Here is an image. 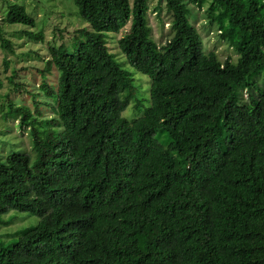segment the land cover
Instances as JSON below:
<instances>
[{"label": "trees", "instance_id": "16d2710c", "mask_svg": "<svg viewBox=\"0 0 264 264\" xmlns=\"http://www.w3.org/2000/svg\"><path fill=\"white\" fill-rule=\"evenodd\" d=\"M73 3L86 25L39 70L52 116L0 104L32 145L0 156V215L39 218L0 221V264H264V0ZM192 6L234 59L204 50ZM3 7L2 48L4 24L42 39L24 4ZM149 9L169 19L161 44ZM27 87L12 92L36 101Z\"/></svg>", "mask_w": 264, "mask_h": 264}, {"label": "rangeland", "instance_id": "374dc122", "mask_svg": "<svg viewBox=\"0 0 264 264\" xmlns=\"http://www.w3.org/2000/svg\"><path fill=\"white\" fill-rule=\"evenodd\" d=\"M6 0H0V18L3 16L4 4ZM17 3L24 4L26 10L33 16L35 26L30 29L38 32L41 31L42 39H30L24 34H19L18 31L25 28L16 24H4L3 33L12 43V51L4 49L0 46V104H8L9 101L5 94H9L12 100L18 104L26 105L32 113H35V104L38 103V108L41 110V118L52 116L49 106L45 105L46 97L42 93H38L39 84L42 80L40 71L48 56V44L53 42L60 44L61 41H67L75 30L86 23L77 13V9L73 0H11ZM157 0H150V8ZM194 17L191 18L193 25L200 34L202 45L205 51H214L218 58L223 61L227 55H231L234 59L236 54L227 46V44L217 37V30L214 27H207L204 17V9H197L192 6ZM192 16V15H191ZM190 16V17H191ZM148 23L151 26V33L158 44L163 43L169 32V19L163 9L158 15L152 9L148 10ZM109 46L115 54L122 60L123 54L115 44V38H109ZM9 62L4 64V59ZM139 75L138 79L143 86V91L147 88V77L134 71ZM145 78V79H144ZM10 79V81H9ZM47 80L56 81L55 70L47 76ZM24 81L28 84V89L31 93L38 94L35 98L32 94L21 92H12L15 82ZM38 100V102H37ZM36 102V103H35ZM127 110L125 114H129ZM18 114L12 117L8 107L0 110V156L3 157L11 151H23L32 154L31 139L28 134V128L19 125ZM10 216L19 217L13 220L5 227L9 230L20 229L25 226L34 225L39 218L35 215H28L24 212H16L11 210L6 214L0 215V221ZM5 230L0 228V233ZM8 233V232H6Z\"/></svg>", "mask_w": 264, "mask_h": 264}]
</instances>
